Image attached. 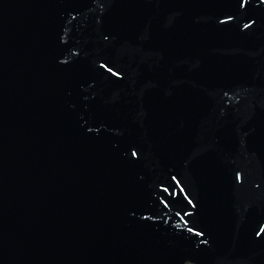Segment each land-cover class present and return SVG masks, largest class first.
Instances as JSON below:
<instances>
[{"label":"water","instance_id":"95a60500","mask_svg":"<svg viewBox=\"0 0 264 264\" xmlns=\"http://www.w3.org/2000/svg\"><path fill=\"white\" fill-rule=\"evenodd\" d=\"M0 264H264V0H0Z\"/></svg>","mask_w":264,"mask_h":264}]
</instances>
